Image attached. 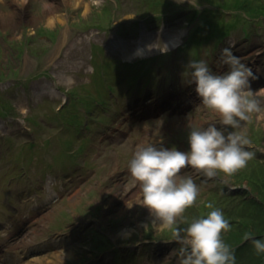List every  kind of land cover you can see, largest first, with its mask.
Wrapping results in <instances>:
<instances>
[{
  "label": "rangeland",
  "instance_id": "obj_1",
  "mask_svg": "<svg viewBox=\"0 0 264 264\" xmlns=\"http://www.w3.org/2000/svg\"><path fill=\"white\" fill-rule=\"evenodd\" d=\"M198 5L0 0V264H180L182 244L136 202L127 161L137 143L186 150L190 126H223L202 101L177 100L195 90L189 62L223 73L226 48L259 77L260 106L236 129L254 155L231 175L182 169L199 192L179 226L211 202L242 236L243 213L255 210L247 199L261 202L264 188V0ZM250 240L232 246L235 263L252 255Z\"/></svg>",
  "mask_w": 264,
  "mask_h": 264
},
{
  "label": "clouds",
  "instance_id": "obj_2",
  "mask_svg": "<svg viewBox=\"0 0 264 264\" xmlns=\"http://www.w3.org/2000/svg\"><path fill=\"white\" fill-rule=\"evenodd\" d=\"M188 2L193 7L199 6L198 0ZM222 59L228 65L223 73L214 72L206 60H191L188 83L195 85L200 101L222 118L223 126L215 123L190 126L186 150L174 145L137 143L127 161L132 183L139 187L136 202L146 206L156 222L168 227L174 240L182 244L180 264L236 262L234 248L221 238L222 231L231 227L221 208L209 202L207 214L179 226L181 214L196 202L199 192V185L191 175H181L182 169L191 166L210 178L221 172L231 175L254 155L246 147L251 143L249 138L236 129H242L243 121L260 106L251 87L253 79L259 77L231 49H224ZM243 238L252 240L257 254L264 253V237L246 232Z\"/></svg>",
  "mask_w": 264,
  "mask_h": 264
},
{
  "label": "trees",
  "instance_id": "obj_3",
  "mask_svg": "<svg viewBox=\"0 0 264 264\" xmlns=\"http://www.w3.org/2000/svg\"><path fill=\"white\" fill-rule=\"evenodd\" d=\"M247 178H249V180L251 179L250 176L247 177ZM256 179H254V182L257 183V180ZM260 181L263 183V180L260 179ZM262 186H264V183H263ZM259 190L261 191V193H260L261 194V197L258 196V198L261 200V202H258L257 200H254V199H247L249 201V206L250 205L251 206L254 205L255 206V208H254L255 210L252 213H249V214L246 213V212L243 213V214H246L245 217H244L246 220H243V225H242L243 228L242 229H244V230L242 232L243 233L242 236L246 232L249 233V231H250L252 234H255L256 233L255 234L256 235L255 237H258L259 235H260V237H264V235L262 236V234L264 233V222L258 221V223H256L255 220H254V212L257 211V210L260 211L259 213L261 214L262 219H264V210H263V207H262V205L264 204V188L263 189H259ZM249 220H250V222L252 224L251 225L252 226V229L249 228V230H247V228H248L247 227V223H248ZM232 227H234V226H232ZM232 227H231V230H230L229 234H227L224 237L225 238L224 240H225L226 243L230 244L231 246H235V245H237L239 243L237 241L238 240L240 241V239L243 238V237L242 236H239L236 233V231L232 229ZM249 243H252V240H250ZM245 245H247V244H245ZM243 247H244V245L242 247H238V249L243 248ZM253 249H254V247H253ZM238 256L242 257V259L245 256V258L243 260L241 259L242 260L241 262H237L235 264H260V263L262 264V263H264V260H262V257L264 256V253L257 254V252L255 251V249L252 250V255L251 254H248V255L247 254H243L241 252Z\"/></svg>",
  "mask_w": 264,
  "mask_h": 264
},
{
  "label": "bare ground",
  "instance_id": "obj_4",
  "mask_svg": "<svg viewBox=\"0 0 264 264\" xmlns=\"http://www.w3.org/2000/svg\"><path fill=\"white\" fill-rule=\"evenodd\" d=\"M177 41H178V39L176 38L175 35H170L169 38L166 39V44L168 47H172V46H175L177 44ZM139 46H141V43L139 44ZM260 92H261V90H260Z\"/></svg>",
  "mask_w": 264,
  "mask_h": 264
}]
</instances>
